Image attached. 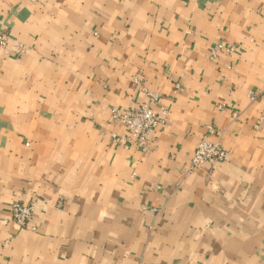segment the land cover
Listing matches in <instances>:
<instances>
[{
  "label": "crops",
  "instance_id": "1",
  "mask_svg": "<svg viewBox=\"0 0 264 264\" xmlns=\"http://www.w3.org/2000/svg\"><path fill=\"white\" fill-rule=\"evenodd\" d=\"M0 31V264H264V0H0ZM148 93L166 124L116 146Z\"/></svg>",
  "mask_w": 264,
  "mask_h": 264
},
{
  "label": "built area",
  "instance_id": "2",
  "mask_svg": "<svg viewBox=\"0 0 264 264\" xmlns=\"http://www.w3.org/2000/svg\"><path fill=\"white\" fill-rule=\"evenodd\" d=\"M9 35L0 31V47H5L8 43ZM235 50V46L216 45L211 50V59H216L221 52L230 54ZM19 52L23 51L22 46ZM135 82L141 85L137 78ZM179 88V85L176 86ZM149 103L141 104L135 108L121 110L119 108L111 109V122L120 125L130 132V136L113 133L111 139L116 146L126 149L135 147L140 151L147 152L150 149V138L163 125L166 124L169 111L166 108L156 109L152 104L156 103L160 95L148 93ZM254 99V97H253ZM228 152L219 144L208 141L200 142L191 159V170H197L204 164H216L226 161ZM12 218L20 227L25 228L33 219L35 206L33 204H22L15 202L11 205Z\"/></svg>",
  "mask_w": 264,
  "mask_h": 264
}]
</instances>
